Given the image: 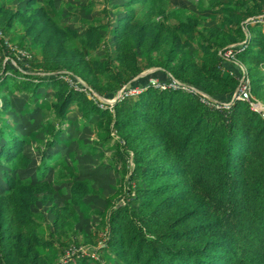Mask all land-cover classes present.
Instances as JSON below:
<instances>
[{
	"label": "trees",
	"instance_id": "1",
	"mask_svg": "<svg viewBox=\"0 0 264 264\" xmlns=\"http://www.w3.org/2000/svg\"><path fill=\"white\" fill-rule=\"evenodd\" d=\"M207 1L205 9L213 1L221 14L217 25L200 26L199 17L182 12L173 19L166 0H125L123 14L107 19L112 46L102 39L99 25L87 24L78 34L45 14L43 21L41 6L24 16L26 32L42 43L40 58L13 56L0 38L1 49L9 54L3 68L12 71L0 74V89L10 79L19 89L32 91L56 83L51 106L60 123L68 106L79 100L86 114L104 117L107 136L112 129L118 135L110 158L118 165L120 187L127 188L125 196L121 189L119 196L117 191L109 195L101 211L107 234L106 246L97 249L100 259L108 253L122 264H264V116L248 100H234L225 108L199 98L204 92L213 101H228L237 89L242 69L220 50L245 38L243 20L259 13L264 0ZM136 4L147 7L138 18ZM22 12L0 9L4 33ZM156 12L161 14L158 22L153 20ZM76 37L89 47L102 41L104 58H85L74 46ZM191 45L196 55L189 51ZM235 56L246 64L251 90L264 93V28L251 34ZM62 66L103 97H114L126 83L143 87L100 106L88 89L52 72ZM150 67L158 68L141 74ZM150 74L161 82L177 79L194 90L148 84ZM2 98L5 109L9 103ZM60 131L54 129L55 136L45 144L52 146ZM22 142L11 135L1 144L0 163L27 161L23 155L17 159ZM41 158L36 181L4 172L8 192L0 194V259L5 264H63L41 252L50 241L38 232L31 209L54 192L40 178L50 154L42 151ZM70 192L71 202L51 207L54 233L73 214L72 202L90 192L88 181L72 178ZM73 257L64 264H74Z\"/></svg>",
	"mask_w": 264,
	"mask_h": 264
},
{
	"label": "rangeland",
	"instance_id": "2",
	"mask_svg": "<svg viewBox=\"0 0 264 264\" xmlns=\"http://www.w3.org/2000/svg\"><path fill=\"white\" fill-rule=\"evenodd\" d=\"M124 1L34 0L27 4L26 0H0V9L2 11L6 9H21L23 11L20 17L12 20L5 33L0 26V38L3 39L0 40L13 52V56L25 54L29 57L40 58L42 55V43L26 32L24 16L29 14L32 9L41 6L43 10L42 20L45 14L52 17V20L57 25L69 26L78 34L84 32L87 24L99 25L102 39L106 41L108 46H112L113 38L108 30L107 19L108 17L123 14L124 6L122 2ZM207 2V0H166L167 12L173 19L182 12V14H191L199 17L200 26L217 25L221 20V14L217 11L213 1L205 9L204 4ZM118 3L119 5H115ZM136 7L135 18H138L147 7L141 8L138 4H136ZM170 17L165 18L164 22L168 23L167 21H170ZM249 18L250 16L243 20L242 27L245 32V38L239 42L246 39L247 33L250 36L256 33L258 28H264L261 24L252 23ZM160 19L161 14L156 12L153 15V20L158 22ZM111 23H116L114 18L113 20L111 19ZM74 46L81 50L85 58L88 59L95 57L103 59L104 53L107 51L102 41L98 47H89L84 45L77 37L74 38ZM192 46L194 45L189 46L188 49L196 55ZM5 51L0 46V74L11 75L12 71L10 69L3 68V64L9 56ZM144 56L145 54H142V60ZM232 61H236L245 68L247 79L244 82H248L247 86L250 89V104L264 116V93L259 91L261 94L258 95L251 90L246 64L241 62L236 56ZM10 62L14 63V60L11 58ZM155 68L158 67H150L144 70L149 73ZM38 71L47 74H52L53 72L69 82L71 81L75 87L83 90L88 89L87 94L92 99H98L100 106H105L106 103L112 105L116 98L124 94L125 90L139 86H132L131 83H126L117 91L115 97L107 98L100 96L94 89L90 90V86L88 87L83 78L63 66L52 72L40 69ZM15 75L16 78H21L22 76L17 73ZM100 76L102 77L103 75ZM150 78L154 81H151ZM155 78L157 79L158 77L152 74L146 77V79L154 82L152 85H155V81H157ZM11 81L10 79L9 83H6L0 89V145L7 141L11 135L20 138L23 142L17 159L23 155L28 160H22V163V161L18 162L16 159H12L7 166L4 163H0V194L8 192L4 190L5 171L10 172L16 178L25 179L30 177L33 181H36L37 167L43 162L41 152L44 151L45 154H50V158H47L46 161L47 170L45 176L40 178H45L53 188L52 198L46 202L37 200L31 205L38 232L50 241L45 249L41 248V252H50L54 261L63 264L66 263L67 259H73V255L77 257V261L74 264H122L117 261L114 254L112 257L110 254L105 253L103 258H98L99 252L97 251L99 246H106L105 238L107 232L101 226L100 218L101 211L106 207L107 197L115 191L118 192V196L121 191H123L122 195H124V190L127 188L125 184L120 187V183L123 181L120 179L121 174L118 165L110 158L115 146V139L118 137L116 131L112 129L110 132L111 136H107L103 126L104 117L93 112L86 114L84 104L79 100H74L68 106L63 114V121L60 123L54 117L51 106L57 93L58 86L56 83L41 84L32 91V89H19ZM79 84L81 85L79 86ZM141 89L142 87L132 93L136 94ZM182 89L188 90L184 87ZM2 94L6 96L9 103V106L5 109L2 107L4 101ZM59 128H61V131L56 137L54 144L52 146L45 144L55 136L54 129ZM72 178L87 180L90 192L86 193L79 202H72L74 207L73 214L68 218L66 225L61 226L54 233L55 216L51 207L54 204L62 205L67 201L71 202L70 184ZM81 259L85 260L82 262ZM0 264L5 263L0 259Z\"/></svg>",
	"mask_w": 264,
	"mask_h": 264
},
{
	"label": "built area",
	"instance_id": "3",
	"mask_svg": "<svg viewBox=\"0 0 264 264\" xmlns=\"http://www.w3.org/2000/svg\"><path fill=\"white\" fill-rule=\"evenodd\" d=\"M249 21H251L254 24L258 23V24H261L264 26V2H263L261 11L255 15L250 16ZM248 38H249V34L247 33L245 40H243L242 42H239L237 44H233V45H229V46L225 47L224 49L220 50V54L226 59L234 60L236 52L242 50L246 46ZM23 55H25V54H23ZM23 55H21V56H23ZM25 56H27V55H25ZM239 66L242 69L241 76H239V80H240L239 85H238L237 89L232 93V95L228 101H223V102L213 101V99L207 93H204V92L200 93V95H199L200 100L205 102L208 105H214L217 107L222 106L225 108L230 107L232 102H234V100H238V99L248 100L251 103V99H250L251 93H250V89L247 86L248 82L247 83L244 82L247 79V75L245 74L246 71H245V68L243 66H241V65H239ZM150 80L152 81L153 79L150 78ZM150 80H148V84H154V82H151ZM156 80L157 81H155V85L160 86V87H166V86L175 87V88H177V87L183 88L184 87L190 91L194 90V88H192L190 85L183 84L174 78L170 79V81H168V82H161L158 78ZM140 87H143V86H136L133 89L125 90L124 94L121 95V97H123L125 94H134L132 92L138 91ZM121 97H118V98H121Z\"/></svg>",
	"mask_w": 264,
	"mask_h": 264
},
{
	"label": "water",
	"instance_id": "4",
	"mask_svg": "<svg viewBox=\"0 0 264 264\" xmlns=\"http://www.w3.org/2000/svg\"><path fill=\"white\" fill-rule=\"evenodd\" d=\"M144 73H146V71L145 70H143L142 72H141V74L143 75Z\"/></svg>",
	"mask_w": 264,
	"mask_h": 264
}]
</instances>
